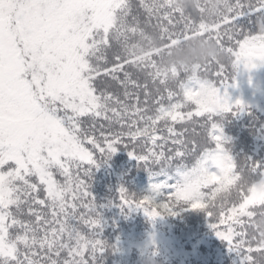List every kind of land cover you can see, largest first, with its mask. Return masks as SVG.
<instances>
[{"label": "snow or ice", "instance_id": "obj_1", "mask_svg": "<svg viewBox=\"0 0 264 264\" xmlns=\"http://www.w3.org/2000/svg\"><path fill=\"white\" fill-rule=\"evenodd\" d=\"M258 22L264 0H0V264H97L90 179L117 145L155 178L121 186V209L205 210L241 264H264V162L238 164L221 122L245 111L233 69L264 65ZM192 41L216 55L170 59Z\"/></svg>", "mask_w": 264, "mask_h": 264}, {"label": "trees", "instance_id": "obj_2", "mask_svg": "<svg viewBox=\"0 0 264 264\" xmlns=\"http://www.w3.org/2000/svg\"><path fill=\"white\" fill-rule=\"evenodd\" d=\"M246 25V21H241ZM138 39L134 38L133 42ZM146 43V42H143ZM264 65L252 69H245L240 65L238 69H233L235 81H229V84L234 83L235 86H230L227 89L230 102L236 99H241L244 103H253L260 101L264 96ZM244 104V105H247ZM264 121V116L255 108H247L246 113L238 115L225 114L223 120L224 134L227 137L225 148L234 160L239 164L245 160L256 162H264V130H261L260 125ZM179 125L177 129L179 130ZM166 134V133H165ZM170 146V145H169ZM118 151L105 164L99 165L98 168L93 166V172L90 179L91 192L94 194L98 211L101 217L102 227L101 238L107 244V250L98 255L97 264H148V261H154L155 264H180L179 259L171 254H162L161 251L155 252V258L146 255L138 256V250L145 244L151 236V228L147 222L141 219L140 213L133 212L129 216H125L114 228H107L110 219L109 213L104 211V206L112 203H117V197L112 193V184L116 181L109 179L111 176L114 180V169L107 168L108 164L116 165L118 161L128 157V152L123 155L126 150L123 146L117 145ZM128 154V155H127ZM124 156V157H122ZM132 166L130 173L125 181V188L129 193H135L136 197H141L149 194L151 184L155 178L150 175V170L146 169L137 160ZM101 163H104L101 160ZM210 170L216 171V167L211 166ZM254 180L259 181L264 178L259 173H249ZM167 195V193H166ZM206 203V202H205ZM162 211V210H161ZM167 220L172 222L177 228H185L182 223L188 220L189 223L199 224L211 222L210 217L205 210L187 209L180 212L176 216L163 215ZM221 247L225 246V242H221ZM223 244V245H222ZM223 264H241L233 258L229 257Z\"/></svg>", "mask_w": 264, "mask_h": 264}, {"label": "rangeland", "instance_id": "obj_3", "mask_svg": "<svg viewBox=\"0 0 264 264\" xmlns=\"http://www.w3.org/2000/svg\"><path fill=\"white\" fill-rule=\"evenodd\" d=\"M264 73V72H263ZM247 104V103H244ZM246 113L247 108L255 107L264 116V96L261 97L260 101L248 103L244 105ZM264 124V121L262 122ZM264 142V137H263ZM128 152L125 150L123 155ZM117 151L113 154L115 155ZM112 155V156H113ZM128 155V154H127ZM111 156V157H112ZM122 156V157H124ZM135 158L128 155L125 159L118 161L116 165L108 164L107 168L115 170V180L109 176V179L116 181L112 184V193L117 197L116 202L104 206V211L109 213L111 216L107 228H114L120 220L125 216H131L133 212L140 213L141 219L145 220L151 228V236L148 241L142 245L138 250L137 255H146L151 258H155L157 254L155 252L161 251L162 254H171L176 256L180 264H223V262L229 257L241 263V258L235 251H231L228 247L227 242L223 241L215 234V230L210 227L211 222H204L199 224L189 223L188 220H184L182 223L185 228H178L163 215L150 217L142 208H128L124 207L121 209L119 201L118 189L123 186L125 187V181L130 173L133 165H135ZM106 163H101L102 165ZM104 224H101V226ZM223 230V226H221ZM104 230V226L102 227ZM221 242H225V246L221 247ZM106 244V243H105ZM223 245V244H222ZM107 244L105 250H107ZM104 252V251H103ZM102 252V253H103Z\"/></svg>", "mask_w": 264, "mask_h": 264}, {"label": "clouds", "instance_id": "obj_4", "mask_svg": "<svg viewBox=\"0 0 264 264\" xmlns=\"http://www.w3.org/2000/svg\"><path fill=\"white\" fill-rule=\"evenodd\" d=\"M193 0H185V3L191 4ZM257 29L264 32V25L257 23ZM216 55V45L209 41H192L183 49L173 50L170 57L171 60L180 65H190L194 62H203L204 58ZM260 226L264 228V217L258 221ZM148 264H155L154 261H148Z\"/></svg>", "mask_w": 264, "mask_h": 264}]
</instances>
